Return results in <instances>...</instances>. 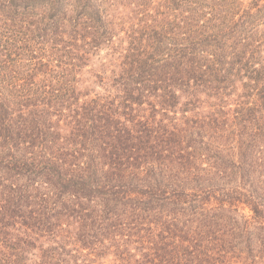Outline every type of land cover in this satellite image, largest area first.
Segmentation results:
<instances>
[{"label":"trees","instance_id":"trees-1","mask_svg":"<svg viewBox=\"0 0 264 264\" xmlns=\"http://www.w3.org/2000/svg\"><path fill=\"white\" fill-rule=\"evenodd\" d=\"M0 264H264V0H0Z\"/></svg>","mask_w":264,"mask_h":264}]
</instances>
